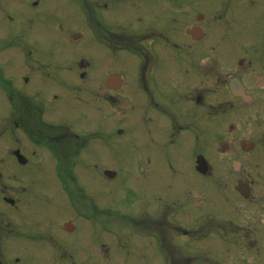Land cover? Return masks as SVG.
I'll use <instances>...</instances> for the list:
<instances>
[{"label":"flooded vegetation","instance_id":"af4514ba","mask_svg":"<svg viewBox=\"0 0 264 264\" xmlns=\"http://www.w3.org/2000/svg\"><path fill=\"white\" fill-rule=\"evenodd\" d=\"M243 8L0 0V264H264Z\"/></svg>","mask_w":264,"mask_h":264},{"label":"rangeland","instance_id":"374dc122","mask_svg":"<svg viewBox=\"0 0 264 264\" xmlns=\"http://www.w3.org/2000/svg\"><path fill=\"white\" fill-rule=\"evenodd\" d=\"M238 1V6L244 7L242 11H245L246 14V22H244L242 19H240V15L234 13L231 14L230 17L228 18V24L230 26L234 25H249L260 27L264 31V0H237ZM237 5V4H236ZM241 11V12H242ZM240 19V20H239ZM249 19L250 22H247ZM221 24H225V21L221 20ZM259 28V29H260ZM261 39H256V41H263Z\"/></svg>","mask_w":264,"mask_h":264}]
</instances>
